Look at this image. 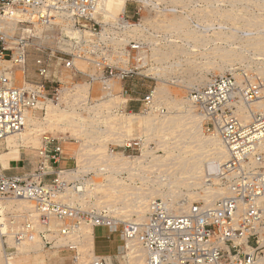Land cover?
<instances>
[{
    "label": "built area",
    "instance_id": "2783aa9c",
    "mask_svg": "<svg viewBox=\"0 0 264 264\" xmlns=\"http://www.w3.org/2000/svg\"><path fill=\"white\" fill-rule=\"evenodd\" d=\"M105 1L0 0V62L18 67L24 79L17 86L12 70L2 69L0 140L20 132L31 111L49 104L62 110L159 117L170 107L158 100L157 87H180L204 128L227 149L220 172L204 186L214 189L216 178L225 193L182 211L153 197L142 221L117 217L112 205L85 209L63 203L68 192L95 186L97 175L135 183L127 171L131 176L141 169L140 162L152 164L156 155H136L142 140L132 141L111 147L107 162L76 177L77 161L62 168V145L47 137L41 161L30 174H0V201L27 199L38 213L40 228L31 230L27 223L15 234L16 243L33 240L36 233L51 247L63 239L61 246L74 252L77 264L84 226L121 224L126 244L140 241L146 264H264V75L229 73L198 86L189 81L197 75L192 71L197 69L192 65H197V0H126L124 13L115 19L107 17ZM13 13L19 18L11 31L5 24ZM178 22L186 27L179 29ZM189 29L194 37L181 33ZM35 37L41 41L36 79L31 80L26 65ZM51 38L54 47L48 45ZM129 149L133 155L126 153ZM117 156L141 161L132 169L115 170L110 162ZM52 220L61 225L54 229ZM88 264H110V259L95 254Z\"/></svg>",
    "mask_w": 264,
    "mask_h": 264
},
{
    "label": "rangeland",
    "instance_id": "374dc122",
    "mask_svg": "<svg viewBox=\"0 0 264 264\" xmlns=\"http://www.w3.org/2000/svg\"><path fill=\"white\" fill-rule=\"evenodd\" d=\"M107 17L111 18L110 16ZM256 20H259L257 21L259 23H255ZM263 25L264 0H197V65L192 64L197 69H193V73L197 72V77L207 75L210 80L214 76L222 75L215 67L222 64L226 68L224 74H238L243 72L249 73L250 75L264 74V49H261L260 44L248 43L249 40L254 38H264ZM181 33H185L183 35H188L187 37L189 38L194 37L189 35L188 32ZM39 41L41 40L38 37L33 38L26 65V72L31 80L36 79L34 69L35 58L38 55L37 44L40 43ZM53 41L54 38H51L48 45L54 47ZM228 51L233 52L230 53ZM4 68L12 70L17 86L23 84V73L18 67L12 66L11 63L0 62V71L3 72L2 69ZM204 83L203 81L197 80V86ZM163 85L166 86L165 84ZM166 88L171 94L169 93L167 96L168 99H164L165 101L163 100L162 103H167L165 105L172 108L173 111L170 113V110H167L158 116L161 118L165 116L163 119H171L172 117V119H178L176 120L177 123L168 128V132L166 130H160L156 133L147 132L143 130L146 125L143 124L145 122L140 119L131 122V120L127 119L129 116H149V119L155 118L144 112L129 113L127 111L109 114L102 111L62 110L50 104L46 107H40L39 109L31 111L29 114V117L33 118L32 120L36 122V125L39 124L40 126L38 125L39 127L37 126L35 128L36 132L35 130L27 131L28 129H25L30 122H26L24 130L29 135L25 139H21L18 144L20 154L18 158L31 162L33 165L35 164L34 168H36L38 162L41 161V151L43 150L45 139L48 137L53 140L55 139V141L59 140L62 145L63 156L65 159L71 161L69 162L70 165L64 162L61 167H74V160L77 161L78 172L74 176L78 177L81 175V172H87L95 165H101L103 161L107 162L106 155H109L111 147L118 146L120 148L132 141L142 140V145L139 146L136 155H156L161 158L160 160L152 161V164L140 162L139 166L141 169L131 176V172L127 171L128 177L135 183L120 181L113 175L106 178L102 175H97L93 178L95 186H86L85 192L83 193L68 192L65 196H62L61 201L71 205L80 204L85 209L89 207L102 208L103 206L112 205L110 210L115 211L117 217L125 220L139 219V216L132 213L131 210L133 209L131 207L135 205L134 197L136 195L139 196V193L141 195L149 194V190L154 188L159 190V192H168L170 189L175 190L174 192L180 198H183L185 194L187 195V193L191 192L196 194L198 198L199 195L200 197L203 196L197 199L192 195L193 200L191 199L190 205L197 201L205 202L204 193L206 191L202 189L207 185L206 182H204L205 184L202 187L193 185V180L189 178L191 174L185 170L184 173H182L183 170H179L182 168L181 162L184 160L183 157L186 156L182 155L181 147L184 143L183 139L180 138L181 136H179V131L185 127L184 123L189 120L185 121L187 117L185 116V118L182 113L183 108L175 106L176 103L172 100L173 98L185 99L187 92L183 88L171 85H167ZM81 92H84L83 89ZM52 106L55 108L54 112L51 109ZM173 107H176V109ZM179 112L181 115H179ZM124 120L127 122H124ZM200 120L202 122L201 118ZM201 126L205 136L216 135L208 132L204 128L203 122ZM217 140L221 143L220 139ZM129 150L126 153L133 155L130 153L132 149ZM168 150L172 152L169 154L167 153ZM201 151L205 153L204 155L211 154L210 148L208 147H204ZM9 152H11L9 155H14L13 150L2 139L0 142V174H4L5 169L9 167L8 165L6 168H3L4 165L2 164L3 155ZM12 159L16 158L12 157L10 160ZM139 161H141V158L137 159L134 165L136 166ZM110 164L113 169H119L116 162L111 161ZM147 170H151L152 172L153 170H157L159 174L149 173ZM105 179H109L110 182L106 183ZM215 183V186L219 185L218 182ZM111 185L113 186L111 187ZM152 195V197L162 198V196L154 195V193ZM26 205L30 209H27ZM34 213L36 217L31 216ZM146 213L147 211L145 212V216ZM37 215L35 204L27 199L5 198L0 201V264H75L73 262L74 252L61 246L65 243L63 239H60L51 247V245L46 244L36 233V237L33 240L26 239L20 245L16 243L15 234L22 231L27 223L32 225L31 230H38L40 228ZM139 220L142 221V219ZM59 225L61 223L52 220L51 226L54 229H57ZM83 229L84 234L82 244L78 249L80 255L77 264H88L94 258L95 254H97L95 253V247L97 246V242L95 241V228L88 224ZM105 231L114 232L121 240V256L117 260L110 259V264H138L135 259L138 254L137 250L142 249L143 254H145L140 241H136V243L134 242L131 245L126 244L121 224L106 227ZM91 236L93 242H89L92 241L90 240ZM91 246L93 247L91 248ZM143 263L146 264V261Z\"/></svg>",
    "mask_w": 264,
    "mask_h": 264
},
{
    "label": "bare ground",
    "instance_id": "6f19581e",
    "mask_svg": "<svg viewBox=\"0 0 264 264\" xmlns=\"http://www.w3.org/2000/svg\"><path fill=\"white\" fill-rule=\"evenodd\" d=\"M125 2H126V0H106L105 1V6H104L106 15L110 16L112 19L120 17L125 11ZM227 17H228V15H227ZM18 18H19V16L17 14H14V13L11 14V16L7 19V22L5 24V25H7L8 30H11V31L15 30V28H16L15 24H16V21H17ZM248 21H250V20H248ZM257 21H259V20H256L255 23H259ZM177 26H178L179 29H183V28L186 27V22H178ZM253 26H254V24H253ZM253 26H249V27H253ZM228 29H230V28H228ZM234 30H236V29H234ZM183 34H185V33H183ZM189 34L193 35V31H191L190 29H189ZM48 36L49 35H47L45 37V39H47ZM248 43H253L255 45L260 44L261 45V49H264V38L263 37L254 38L252 40H249ZM228 52H230V51H228ZM231 52H233V51H231ZM215 67H216V69H218L220 74L223 75L225 73L226 68H225L224 65L220 64V65L215 66ZM215 67H214V69H215ZM0 73H1V71H0ZM260 73H261V70H260ZM157 74L158 75H163L162 73H159V72ZM262 75H264V74H262ZM197 80H199L201 82L203 81V83L209 81L207 75H202L200 77H197V75H194L193 77H191V79H189L190 82H196ZM156 91H157V98H158L159 101L163 102L164 99H166V98L168 99L167 96L169 95L170 92L168 91L166 86H164L163 84L159 85L157 87ZM172 101L176 103L175 106H177L179 108H183V112L182 113L184 114V117L185 116L187 117V118L185 117L186 118L185 121L189 120V121L184 123L185 127H183V129H181V131H179L180 133L177 131V133H179V136H181L180 138L183 139V143H184L183 146L181 147L182 155H186V156L183 157L184 158L183 162L180 161L182 168L179 169V170L180 171L183 170L182 173H184V170H185V171H187L188 173L191 174L189 178H191L193 180V185H197V186H201L202 187L203 184H205L204 182H206V184L208 185V182L210 180H214V179H211V178H213L212 175H215V174L220 172L221 164L224 161H226V159L228 158L227 149L225 148V146L223 145L222 142L220 143L217 140V139H219L218 135H214V136H207L206 135L205 136V134L203 133L204 131H202V126H201L202 122L200 120L201 117L198 116V114L193 111L192 106L188 103L186 98L185 99L184 98H181V99L173 98ZM164 104H167V103H164ZM173 108L176 109V107H173ZM48 109L50 110L49 107H48ZM51 109H53V112H54L55 108H53V106H52ZM172 111H173V109L170 108V113H172ZM49 112H51V111H49ZM179 115H181V113ZM148 117L149 116H142V117L141 116H135V117L134 116H129V117H127V119L131 120V122L136 120V119H140L141 121L145 122L143 124H146L145 128H143V130H146L147 132H151V133H156V132H158L160 130H166L168 132V128L172 127L173 124L177 123L176 120H178V119H172L173 117L171 119H166V118L163 119L165 116L163 118L156 116L155 118H150V119ZM32 119L33 118L29 117V114H28L26 122L27 123L30 122V123L27 125V128L25 130L28 129L27 131H29V130L34 131L35 128L39 125V124L36 125V122H34V120H32ZM126 120H124V122ZM47 123H48V121H47ZM184 125H182V126H184ZM165 126H166V128L164 129ZM25 130L22 129L20 132H18L16 134L9 135L6 138H4V142L8 146H10V149L13 150L14 155H9V154H11V152L6 153V154L3 155V158H2V164L4 165L3 168H6L9 165V161H10V159L12 157L16 158V159H19L18 157H19L20 154H19V151H18V148H19L18 144L20 143L21 139H25L29 135V134H26ZM35 132H36V130H35ZM164 136H163V138H164ZM177 137H178V134H177ZM1 141L2 140H0V142ZM204 147L210 148V153L211 154L204 155L205 153H203L201 151ZM171 152H170V150L167 151V153H169V154ZM207 153H209V152H207ZM160 158H161L160 156H154V160H157V159L160 160ZM138 159H140V158H138ZM113 161L116 162L118 166L132 169L134 163L137 162V159H134V158H132L130 156H120V157L117 156ZM205 179H206V181H205ZM216 180L217 179L215 178V182H216ZM112 186L113 185H111V187ZM115 188H116V185H115ZM118 188L120 189V187H118ZM219 188H220L219 185L214 187V189H216V190L211 189V188L210 189L209 188L208 189L205 188L206 189V190H204V191H206L204 193V198L205 199L204 198L203 199H204V201L207 204H210V203L214 202L215 200H217V199H219L220 197L223 196V194L225 192L222 191ZM174 191L175 190L170 189L168 192H159V190L154 188V189L149 190V194L147 193L148 191L146 192L147 194H142L141 195V193H139L140 194L139 196L136 195L134 197L135 205L132 206V207L130 206L131 208H133V209H131L132 213H135L136 215H138L139 219H144L145 218V212L148 209L149 200L151 198H153L152 197L153 193H154V195L162 196V198H164V200L169 205L173 206V209H175L176 211L187 210L189 208L190 203H191L190 201L193 200L192 197H191L192 195H194L195 198H197V199L203 197V196L200 197V195H199V198H198V197H196L197 196L196 194L191 192V193H187V195L185 194V196L183 198H180V196L178 194H176ZM150 193H152V194H150ZM194 196H193V198H194ZM28 208L30 209L29 206H27V209ZM31 216H35L36 217V214L34 213ZM89 233H90V231H89ZM90 240H92V236L90 237ZM89 242H93V240L89 241ZM18 245H20V244H18ZM92 247L93 246H91V248ZM137 253L138 254L136 255V258H135L136 262H138V264H144L143 262L145 261V254H143L142 249L141 250L140 249L137 250Z\"/></svg>",
    "mask_w": 264,
    "mask_h": 264
},
{
    "label": "crops",
    "instance_id": "0c3cea01",
    "mask_svg": "<svg viewBox=\"0 0 264 264\" xmlns=\"http://www.w3.org/2000/svg\"><path fill=\"white\" fill-rule=\"evenodd\" d=\"M64 162L70 165L69 162L71 161L66 159L62 161V163ZM62 163L60 166H62ZM34 166L35 164L33 165L31 164V162H27L22 158L12 159L9 161V167L8 169H5L4 174L7 176H25L30 174L34 170ZM51 178L52 177H50L49 179ZM105 228L106 227H95V241L97 242V246L95 247V253H97L98 255L108 256V258L112 260H117L118 257L121 256L120 237L112 231H105Z\"/></svg>",
    "mask_w": 264,
    "mask_h": 264
}]
</instances>
